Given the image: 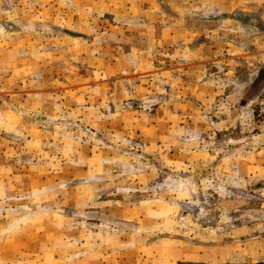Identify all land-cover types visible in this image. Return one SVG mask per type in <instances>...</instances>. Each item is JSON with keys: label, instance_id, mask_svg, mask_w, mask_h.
<instances>
[{"label": "rangeland", "instance_id": "374dc122", "mask_svg": "<svg viewBox=\"0 0 264 264\" xmlns=\"http://www.w3.org/2000/svg\"><path fill=\"white\" fill-rule=\"evenodd\" d=\"M207 2L0 0V264H264V0Z\"/></svg>", "mask_w": 264, "mask_h": 264}, {"label": "clouds", "instance_id": "9594fccd", "mask_svg": "<svg viewBox=\"0 0 264 264\" xmlns=\"http://www.w3.org/2000/svg\"><path fill=\"white\" fill-rule=\"evenodd\" d=\"M222 9H220L219 5L215 2V0H208V2L202 7V8H198V9H193L192 11H186V14L191 15V16H195L197 13L202 14V16L206 19L210 16H222ZM229 22L225 21V24H227ZM231 31H239L240 33L244 32V29L242 27H238L237 29H230ZM128 64L130 67L134 68L136 71L141 70V63L138 61L137 58L133 57L131 59L126 58ZM156 79H160L159 77H157ZM166 81L161 80V83H165ZM127 95V93L125 94ZM66 139H68L66 137ZM199 139L198 136H193L190 138V140L188 141V143H192L193 146H195V142ZM227 171V169H226ZM126 173H121V175H125ZM128 175L130 176H134V173H128ZM232 178L229 179L228 181H223L222 184L220 186H215L212 185L211 183H208L206 185H204L203 187V191L205 193V196L207 198V193H208V189L212 188L213 191H217L219 187H222L223 183H230L232 184L233 187H243V183L235 180L234 178L236 176H238V173H232L231 174ZM91 180L95 181L96 183H100L101 182V174H97V175H93L91 177ZM65 187V185H60V188L63 189ZM88 191H95V192H102V189H98V188H94V187H90L87 189ZM158 192H163L164 195H168V196H174L176 198V200H187L189 203H191V196L193 194H196L198 191V188L196 186V184L192 183L191 180H187V181H182L179 182L177 184V186L175 187H158L157 188ZM224 195H230L231 193L228 192H224ZM158 203L163 204L164 201L161 198ZM178 207V206H177ZM160 215H165V213H160ZM25 222V221H22Z\"/></svg>", "mask_w": 264, "mask_h": 264}, {"label": "crops", "instance_id": "0c3cea01", "mask_svg": "<svg viewBox=\"0 0 264 264\" xmlns=\"http://www.w3.org/2000/svg\"><path fill=\"white\" fill-rule=\"evenodd\" d=\"M148 1L152 5V1L154 2L155 0H148ZM164 1H165V4H167V6L170 8L171 11L176 12V11H178V9L180 7H182V1H184V0H164Z\"/></svg>", "mask_w": 264, "mask_h": 264}, {"label": "trees", "instance_id": "16d2710c", "mask_svg": "<svg viewBox=\"0 0 264 264\" xmlns=\"http://www.w3.org/2000/svg\"><path fill=\"white\" fill-rule=\"evenodd\" d=\"M261 79L264 81V69L261 71ZM251 90H253V88H251ZM248 92H250V90L248 91ZM248 95H249V93H248Z\"/></svg>", "mask_w": 264, "mask_h": 264}]
</instances>
